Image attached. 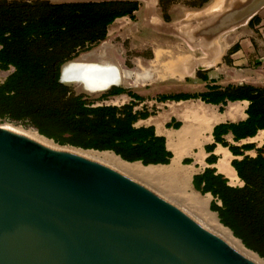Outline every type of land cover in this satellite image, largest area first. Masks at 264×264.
<instances>
[{"label":"water","instance_id":"obj_1","mask_svg":"<svg viewBox=\"0 0 264 264\" xmlns=\"http://www.w3.org/2000/svg\"><path fill=\"white\" fill-rule=\"evenodd\" d=\"M247 2L209 23L231 20L230 38L264 0ZM203 12L217 10L178 11ZM206 29L196 42L217 40L223 52L225 41ZM199 48L197 57L204 52ZM64 65L60 82L72 84L64 82ZM0 264L256 263L141 181L0 124Z\"/></svg>","mask_w":264,"mask_h":264},{"label":"trees","instance_id":"obj_2","mask_svg":"<svg viewBox=\"0 0 264 264\" xmlns=\"http://www.w3.org/2000/svg\"><path fill=\"white\" fill-rule=\"evenodd\" d=\"M161 3L164 0H160ZM133 1L67 2L14 0L0 7V69L14 70L0 83V120L29 122L38 132L60 145L83 149L113 151L128 162L150 164L170 163L172 153L165 138L154 127H136L139 118L149 112L135 111V102L94 106L95 99L72 95L71 88L60 82L63 63L105 38L107 28L115 19L130 15L137 9ZM125 7L128 9L124 10ZM91 43L85 47V44ZM72 53H74L72 55ZM201 76V75H200ZM128 94L125 88L112 87L98 99ZM201 98L207 103L228 100H250L249 117L238 124H221L214 134L232 131L237 140L255 135L264 128V87L228 86L221 90L193 94H164L161 101ZM36 132V131H35ZM230 148L233 149L232 146ZM233 166L245 182L232 187L211 169L196 177L204 183L202 192H211L216 200L211 210L235 237L264 259V145L255 157L233 160Z\"/></svg>","mask_w":264,"mask_h":264},{"label":"crops","instance_id":"obj_3","mask_svg":"<svg viewBox=\"0 0 264 264\" xmlns=\"http://www.w3.org/2000/svg\"><path fill=\"white\" fill-rule=\"evenodd\" d=\"M250 17L252 18L248 24L238 27L230 38L228 36L231 34H226V47L215 63L196 69L195 77L192 75L180 81L174 79L164 81L176 82L169 83V87H173L174 90L168 94L204 93L211 91L213 86H219L221 90L230 85L264 87V52L261 54L264 46L256 50L252 43V38H255L256 34L264 33V2ZM134 93L143 96L140 91ZM121 96H126L136 103L135 111H144L146 108L149 116L139 118L135 126L154 127L156 135L165 138L166 148L172 153L170 163L156 164L171 169L170 174L163 178H153L161 179L157 180L159 188L183 200L186 192L198 194L204 199L209 198L207 203L211 210L212 201L215 200L221 205V200H216L211 192L203 193L204 183L201 179L195 180L206 169L213 170L215 175H221L229 186L245 185L232 162L247 156L255 158L259 154V149L264 145V128H260L253 136L239 140L232 131L226 134L218 132L217 136L225 140L228 146L218 140L214 131L215 127L221 124H238L245 121L249 117L250 100H228L226 104H214L207 103L201 98L161 101L159 96L154 95L148 100H138L125 94ZM196 198L195 207L201 209L199 203L202 200ZM169 199L174 201L173 198Z\"/></svg>","mask_w":264,"mask_h":264},{"label":"rangeland","instance_id":"obj_4","mask_svg":"<svg viewBox=\"0 0 264 264\" xmlns=\"http://www.w3.org/2000/svg\"><path fill=\"white\" fill-rule=\"evenodd\" d=\"M14 0H0V7L5 2ZM20 1V0H18ZM26 1H43L49 3H67V2H100V1H133L137 2V9L134 10L130 15L118 17L115 21L108 26L107 33L104 39L97 41L90 45L91 47L81 51L82 47L77 48V55L72 59H83V56H90L92 54L105 53L108 58H111L118 62L123 70L124 79L120 87L125 88L128 93L134 91H140L143 93L141 96L143 100L151 99L152 96H161L168 94L169 91H173V87H169V83L176 84V82H164L163 80L168 79H180L179 77L173 78L170 75L162 77L159 75V71H156L153 78L147 82L138 81L136 78L138 72H142L145 69H154L152 64L156 62V51L164 50L166 55L162 57L161 62L166 60L176 59L184 54L186 50L192 54H196V42L195 38L198 36L201 38L203 30L208 26L212 27L213 30L218 32V36L225 41V36L231 27V20H219L215 23H209L210 18L221 15V12H233L243 7V3L247 0H164L163 3L160 0H26ZM244 1V2H243ZM243 4V5H242ZM128 9L125 7L124 10ZM198 9H209L217 10V13H178V11L190 12ZM252 8L251 13L253 12ZM237 15V14H236ZM236 18V17H235ZM233 19V18H232ZM234 21L236 19H233ZM158 21L160 24L166 26L167 30H157L154 27V22ZM206 27V28H202ZM227 27V28H226ZM183 33H181V32ZM196 34V35H195ZM256 38V39H255ZM252 38V43L256 46V50L264 46V33L259 32ZM91 43L85 44V47ZM253 49V48H252ZM190 50V51H189ZM109 52V53H108ZM180 52H182L180 54ZM264 51L261 52V54ZM74 53H72L73 55ZM67 60V61H69ZM65 61L64 63H66ZM161 62L159 64H161ZM63 63V64H64ZM14 70L11 67L9 70L0 69V83L3 82L7 76ZM71 88V94L73 95H84L87 99H95L94 106L97 105H116L118 107L124 104H130L132 101L128 97L122 96L119 104L115 103L116 98L121 95L111 96L106 100H99L98 97L107 91L90 93L84 90L79 84H64ZM125 95H128L127 93ZM130 96V95H128ZM146 110V108H145ZM13 124L20 129L29 131L38 130L33 127L29 122H9L7 120H0V124ZM39 133V132H38ZM48 138V137H47ZM51 139V138H49ZM53 140V139H51ZM54 141V140H53ZM55 142V141H54ZM56 143V142H55ZM58 144V143H56ZM60 145V144H58ZM64 147L79 148L72 145H61ZM90 150V149H85ZM95 150V149H91ZM100 151V150H97ZM167 169L161 170L162 172ZM146 172L147 169H144ZM135 179L141 181L147 186L151 187L157 192H161L163 196L167 198H173L174 202L181 206L183 209L192 214L197 220L206 225V211L205 208L198 209L195 207L197 204V198L203 200L204 197L199 196L195 193H185V199H179L173 196L169 192H165L163 189L158 187V181L161 179L153 178H140ZM163 180V179H162ZM200 201V200H199ZM198 201V202H199ZM209 208V207H208ZM244 244V243H243ZM245 245V244H244ZM249 249V248H248ZM252 250V249H250ZM254 251V250H252ZM255 252V251H254ZM257 253V252H256ZM258 254V253H257ZM259 255V254H258ZM260 256V255H259ZM261 257V256H260ZM262 258V257H261ZM263 259V258H262ZM264 260V259H263Z\"/></svg>","mask_w":264,"mask_h":264},{"label":"bare ground","instance_id":"obj_5","mask_svg":"<svg viewBox=\"0 0 264 264\" xmlns=\"http://www.w3.org/2000/svg\"><path fill=\"white\" fill-rule=\"evenodd\" d=\"M154 27L157 30L168 29L158 21L154 22ZM194 45L200 47L199 49L204 51L202 54L203 56L201 55L200 57H197L192 53H186L176 59L161 62L163 60V55L165 56L167 52L164 50H157V63L154 62L152 64V67H154V69L149 68L143 70L142 72H138L136 79L145 83L153 78V75L156 71H159V75L163 78L167 77V75H170L173 78L179 77L180 79H184L187 76L194 75L197 68L210 66L219 58L221 47L220 45H218L216 40L206 38L204 39V41L195 42ZM160 62L161 64H159ZM63 77L65 83L79 84L84 90L91 93H97L110 90L114 86L122 85L124 73L121 65L118 62L111 58H108L104 52H101L99 54L83 56V59L71 60L65 63V65L63 66ZM121 98L122 96L116 98L115 103L119 104ZM5 125L15 131L24 133L48 146L60 147V145L56 144L53 140L41 135L38 132L29 131V129L23 130V128L20 129L19 127L9 123ZM62 148L68 147L62 146ZM68 149H70V147ZM71 149L90 158L106 163L131 177L135 176L140 178H163V176L168 175L171 172L170 168L161 165L144 166L141 162H128L122 159L113 151H97L91 149L85 150L74 147ZM163 167L167 169L164 172L161 171L164 169ZM144 169H147V171L145 172ZM208 199L209 198H205L199 203V207H204V211H206V225L203 223L202 224L221 236L231 246H233L236 250L241 252L244 256H246L256 264H264V260L256 252L248 249L239 238L234 236L230 228L224 226L220 222L217 213L212 212L208 208Z\"/></svg>","mask_w":264,"mask_h":264}]
</instances>
